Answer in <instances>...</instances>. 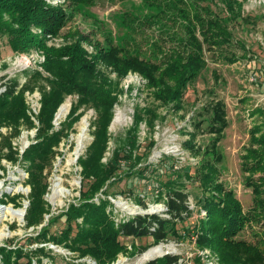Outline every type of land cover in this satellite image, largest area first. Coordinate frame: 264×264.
Segmentation results:
<instances>
[{"label":"trees","instance_id":"trees-1","mask_svg":"<svg viewBox=\"0 0 264 264\" xmlns=\"http://www.w3.org/2000/svg\"><path fill=\"white\" fill-rule=\"evenodd\" d=\"M48 1L89 7L98 0H0V40L6 38L14 54L31 50L42 52L45 60L41 67L48 75L33 70L22 86H19L17 77L5 82L4 77L0 78L1 85L6 88L0 94V171L6 170L2 165L5 160L23 166L27 173L26 227H41L28 239L30 245L51 244L76 255L75 261L89 257L96 264H113L119 255L127 253L121 237L149 238L154 245L171 237L183 241L187 236L182 232L184 223L193 217L185 185L189 180H196L202 193L196 199L198 217L192 227L195 246L210 250L220 264H264V230L255 235L258 238L256 243L237 239L249 226L264 229V108L253 110L252 115H257L260 121L252 127L250 145L241 158V169L246 175L244 186L252 193V207L247 211L234 192L217 183L216 163L220 157L214 148L204 152L205 157L193 174L191 168L185 166L175 170L174 179L160 180L154 176V168L139 167L148 155L138 153L141 125L154 131L157 123L164 122V119L156 121L160 116L155 109H135L132 127L118 140L109 160L103 162L112 139L109 127L114 117L113 109L123 91L119 87L120 80L129 72L137 73L160 106L172 104L179 109L188 84L197 78L205 65L204 48L218 50L232 40L226 22L201 3H222L229 22L240 18L235 11L240 5L233 0H143L151 9V15L144 22L156 26L158 37L148 43V55H143L142 48L130 41L134 49L129 55L124 53V48L104 47L98 43L91 46L93 51L90 53L83 47V43L91 44L89 37L84 35L59 48L48 47V39L58 37L70 19L62 5L53 6ZM223 59L230 64L238 61L232 57ZM101 65L111 67L118 80H111L100 70ZM35 90L41 94L37 125L28 114L25 100V93ZM71 95L76 96L77 101L72 104L60 128L55 130V114ZM88 109L94 110L96 116L90 125L92 141L77 161L82 185L79 198L61 214L52 216L45 200L49 188L47 172L53 168L61 142L72 133L74 125ZM211 113L210 133L217 136L213 142L218 143L227 124L223 103L213 104ZM2 128L10 129V132L3 134ZM22 128L36 129V142L19 156L11 140L20 135ZM194 137L195 134H190L185 146L194 157H198L200 148L192 145ZM153 145L155 142L151 140L150 149ZM164 161L169 163L171 158ZM123 177L152 182L155 201L165 205V217L144 214L117 221L114 205L108 196L111 187ZM18 199L20 196L9 200L15 203ZM136 201L141 204L140 198ZM61 218H64V227L51 232ZM178 225L182 227L176 228ZM55 256L57 254L45 246L34 250L22 246L0 247V264H18L22 259L27 260L26 264H33V260L42 264L43 258L54 261ZM179 260L178 256L167 254L147 264H178ZM71 264L78 263L72 261Z\"/></svg>","mask_w":264,"mask_h":264},{"label":"rangeland","instance_id":"rangeland-1","mask_svg":"<svg viewBox=\"0 0 264 264\" xmlns=\"http://www.w3.org/2000/svg\"><path fill=\"white\" fill-rule=\"evenodd\" d=\"M233 1L240 5V9L235 7L240 18L231 22L227 21V13L219 1L210 4L201 3V6H209L217 17L226 22L232 40L229 45L218 50L204 48L205 65L197 78L188 84L179 109H175L172 104L160 106L159 102L153 99L151 90L146 87V82L137 73L129 72L123 80H120L119 87L123 91L119 94L113 109V120L117 116L118 121L114 123L112 120L109 127L112 139L103 162L109 160L118 140L120 141L126 131L132 127L135 109H155L160 116L156 121L164 119V122L157 123L154 131L141 125L138 135L141 148L138 153L148 155L141 161L139 167L146 166L148 170L154 168L156 171L154 176L159 177L160 180L174 179L175 170L185 166L190 167L193 174L196 167L203 161L204 152L214 148L220 157L216 163L217 183L227 191L234 192L244 211H247L252 207V193L244 186L246 175L241 169V158L250 145L252 127L260 121L257 115H252L253 110L264 108V0ZM48 3L53 6L62 5L70 18L58 37L48 39V47L59 48L78 40L79 35H84L89 37L91 44L83 43V47L90 53L93 51L91 46L98 43L104 47L124 48V53L129 55H132L133 45H137L142 48L143 55H148V43L158 37L156 26H149L144 22L151 15V9L143 0H98L89 7H73L60 1H48ZM36 32L39 34V31ZM25 54L38 56L37 59H41L40 63L38 62L40 59L29 66H26L24 62H17L18 59L15 62L14 57L19 54L12 53L7 39L2 38L0 40V78L4 77V81H7L17 77L19 83L24 85L33 70L48 76L41 67L45 60L42 52L31 50ZM225 57L237 58L238 61L230 64L223 59ZM100 70L111 80H118L111 67L101 65ZM252 75L257 78L256 83L250 82ZM25 96L29 106L36 104L37 98H41L37 90L27 91ZM76 101L77 97L73 95L64 100L63 104L68 105L67 112L58 120L55 114L53 123L56 130L64 122L72 104ZM218 101L224 105L227 124L217 143L213 142L217 136L210 132L213 116L211 106ZM95 116L92 109L83 112L81 119L74 125L72 133L61 142L53 161V168L47 172L49 188L45 200L50 205L52 216H58L67 209L69 204L76 203L79 198L82 185L81 168L77 161L85 154L92 141L90 125L95 120ZM83 119L86 121L87 130L79 138V128ZM1 132L8 134L10 129L2 128ZM190 134L196 135L192 145L200 148L198 157H194L185 146ZM35 136L36 129L22 128L20 135L11 140L13 149L18 151L19 156L29 145L36 142ZM151 140L155 142V145L150 149ZM78 142H82L83 145L75 157L74 152ZM165 158H171V162L164 161ZM2 165L6 170L0 171V209L6 207L23 209L25 216L29 203L27 199L29 187L25 183L27 173L19 164L12 165L3 160ZM131 186L134 187L130 188ZM152 186H154L152 182L144 183L134 178L123 177L111 187L108 199L114 204V218L119 221L144 214L165 217V205L155 201L156 192ZM185 186L189 194V206L193 210L192 219L184 223L185 230L182 232L187 234L185 240L179 241L171 237L163 243L154 245L149 238L121 237L120 241L127 248V253L119 255L113 264H147L167 254L178 256L180 258L178 264H220L210 250L197 248L194 244L192 227L198 217L196 199L201 196L202 190L196 180L187 181ZM54 187L55 191L63 189L64 192H55ZM13 196H20V199L15 202L17 205L10 203L9 199ZM137 198L141 199V204L137 203ZM2 215L0 211V247L22 246L25 249L34 250L36 247L45 246L52 249L53 253L57 254L54 261L43 258L42 264H71L72 261L78 264H96L89 257L75 261L76 255L51 244L30 245L28 239L35 236L41 227L27 228L24 216L19 220L11 216L3 218ZM201 216L204 215L201 214ZM63 227L64 218H61L53 225L51 232L60 231ZM181 227L178 225L176 228ZM263 230L260 226H249L241 231L237 239L256 243L258 238L255 235ZM158 246H162L165 253L144 261V254ZM143 248L145 250L140 251ZM26 262V259H22L18 264H26ZM33 264H37L35 260Z\"/></svg>","mask_w":264,"mask_h":264},{"label":"bare ground","instance_id":"bare-ground-1","mask_svg":"<svg viewBox=\"0 0 264 264\" xmlns=\"http://www.w3.org/2000/svg\"><path fill=\"white\" fill-rule=\"evenodd\" d=\"M67 108H68V105L66 103L62 104L61 107L59 108L58 112L56 113V120L60 119L66 112H67ZM118 121V117L116 116L113 120L114 123H116ZM87 127V124H86V121L85 119H83L81 121V126L79 128V135L78 137L80 138L83 133L87 130L86 129ZM78 146L76 147L75 149V157L79 154V152L81 151L82 149V142H78ZM58 188V186H57ZM55 191V187L53 189ZM55 192H58V193H63L64 190L61 189L59 191H55ZM0 211L2 212V217H6V216H11V217H17L19 220H21L24 216V210L23 209H14L12 207H6V208H1ZM165 253V250L162 246H158V247H155V248H152L150 249L149 251H147L144 256H143V260H149L150 258H152L153 256H156V255H162Z\"/></svg>","mask_w":264,"mask_h":264},{"label":"built area","instance_id":"built-area-1","mask_svg":"<svg viewBox=\"0 0 264 264\" xmlns=\"http://www.w3.org/2000/svg\"><path fill=\"white\" fill-rule=\"evenodd\" d=\"M37 57L38 56H34V55H32V54H19V55H17L16 57H14L15 58V62H16V60H17V62H24L25 64H26V66H29L32 62H36L38 59H40V58H38L37 59ZM40 61H41V59L40 60H38V62L40 63ZM3 82H5V81H3ZM250 82L251 83H256L257 82V78L255 77V76H251L250 77ZM2 83H0V94L1 93H3L5 90H6V88H5V86L4 85H1ZM22 84L23 83H21L19 86H22ZM26 97V96H25ZM40 97L39 98H37V100H36V104H31L30 106H29V104H28V102H26V104L28 105V114L30 115V117H31V119H32V121L35 123V125H37L38 124V122H37V120H36V117L38 116V114H39V111H40V107H41V104H40ZM53 125H54V128L56 127L55 126V123H53ZM60 128V127H59ZM58 128V129H59ZM57 129V130H58ZM35 130V129H34ZM56 130V129H55ZM111 201V200H110ZM112 202V204H113V201H111ZM114 205V204H113Z\"/></svg>","mask_w":264,"mask_h":264},{"label":"water","instance_id":"water-1","mask_svg":"<svg viewBox=\"0 0 264 264\" xmlns=\"http://www.w3.org/2000/svg\"><path fill=\"white\" fill-rule=\"evenodd\" d=\"M60 108V107H59Z\"/></svg>","mask_w":264,"mask_h":264}]
</instances>
